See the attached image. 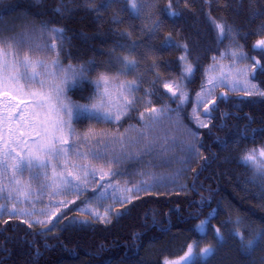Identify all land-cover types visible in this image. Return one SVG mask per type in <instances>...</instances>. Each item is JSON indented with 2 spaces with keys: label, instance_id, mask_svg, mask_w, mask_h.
I'll use <instances>...</instances> for the list:
<instances>
[{
  "label": "trees",
  "instance_id": "trees-1",
  "mask_svg": "<svg viewBox=\"0 0 264 264\" xmlns=\"http://www.w3.org/2000/svg\"><path fill=\"white\" fill-rule=\"evenodd\" d=\"M105 3L0 0V20L24 14L42 26L63 29L67 42L63 63L92 62L94 71L88 73L92 80L110 67L112 74L119 71L116 57L138 62L134 72L123 76L126 81L143 78L127 115L115 123L76 117L77 129L124 130L141 123L146 99L154 107L172 103L162 85L169 74L180 75L182 55L193 66L199 64L187 81L192 92L201 86L205 67L233 40L264 65V51L253 48L264 35V0H148L141 16L126 11L123 0L103 7ZM169 10L177 14L169 15ZM213 21L230 27L233 38L218 40ZM169 39L173 46L166 47ZM132 45L138 47L132 50ZM158 76L160 83L154 85ZM254 78L264 90V69L256 66ZM93 91L85 81L82 88L69 89L68 97L87 104ZM216 108L208 127L199 129L201 156L182 190L143 195L107 223L74 219L51 231L17 217L0 220V264H164L188 243L216 250L196 264H264V240L251 253L244 247L246 241L264 235V179L239 160L246 150L264 147V96L230 94L226 101L219 97ZM214 209L217 214L201 237L194 226ZM213 227L219 228L223 242ZM234 230L243 241L234 237Z\"/></svg>",
  "mask_w": 264,
  "mask_h": 264
},
{
  "label": "rangeland",
  "instance_id": "rangeland-1",
  "mask_svg": "<svg viewBox=\"0 0 264 264\" xmlns=\"http://www.w3.org/2000/svg\"><path fill=\"white\" fill-rule=\"evenodd\" d=\"M54 29L57 28L42 26L36 20L24 14H17L0 20V41L15 38V47L8 50L15 53V55L7 57L10 64H15V68L10 70L12 74L25 72L20 63L25 56L33 62L42 60L46 64L59 60L65 69L69 65L79 67L71 63H63L64 52L67 48L66 37L64 34L63 38L59 37ZM261 39H264V35ZM50 45H55L56 50L54 51ZM229 50L242 52L247 57L246 59H237L235 66L241 70L254 69V71L249 72L248 78L260 90H263L254 78L256 66L253 65V57L235 40L227 44L222 54L227 53ZM222 54L216 57V63L222 64L227 69L233 64V60L230 55H225L223 59H220ZM213 63L214 61L205 67L202 83L206 79V71ZM28 71L31 72V69ZM36 71L43 73L45 70L37 67ZM52 71H58V69L53 68ZM3 73L4 69L0 67V79H2ZM217 74V72L211 73L213 76ZM40 79H46V77L42 75ZM120 80L126 81L123 76L120 77ZM179 80L180 75L172 73L164 82ZM184 83L189 99L183 105V110L179 114L171 111L177 107V104L172 101L167 105L168 110L163 115L152 118L150 113L146 111L140 124L129 125L124 130L93 126L77 129L73 124L76 118L74 114L72 120L73 133L69 134L67 129L64 132L69 145L72 146L69 148L68 171L80 176L81 179H84L83 171L73 167V165H86L89 168V173H91V170L96 171L95 178L91 174L88 175L87 188L82 195L79 192H74L71 188L60 190L57 194L55 185L46 187V185L53 184L51 169H47V179L44 177L35 179L34 170L16 172L15 180H18L19 183L15 184L12 182V170L5 171L3 165H0V197H3L0 198V206L3 207V210L0 211V220L17 217L33 226L51 231H58L63 222L74 219L107 223L94 219L87 211H81L80 209L90 207L103 214L106 208L111 207L114 209V212L109 213V219L111 220L115 216V212L128 204L120 203L117 197L132 195V202L147 194H169L182 190L190 178L193 167L198 163L201 156L199 129L203 127H199L196 122L190 119L193 115V109L199 113L200 120L208 123L210 119L204 115V109L196 103V96L201 92V86L196 92H192L187 81ZM5 90L9 92V95H3ZM33 91H47V87L41 89L37 82L29 81L23 76H21L18 83L13 81L12 86L7 89L0 83V117L5 114L6 110L11 111L14 116L24 114L26 122L14 121L11 126L13 128L19 127L20 132L24 134V138L28 140V145L35 148L36 145L33 144V140L39 139L43 135L45 110L35 107V99L31 95ZM223 92H227L228 95L254 96L246 95L242 91H231L225 85L215 89L213 95L207 98L208 102L204 107L210 108L212 100L215 99L216 101ZM148 101V99L145 100L146 108L154 107L149 105ZM66 102L74 103L69 97ZM155 108L159 109L161 107ZM62 115L67 119L66 114L62 113ZM19 136L20 133H17V138ZM7 139V133L4 132L2 120H0V151H2L3 141ZM69 145H65V147H69ZM16 151L22 152V149L16 147ZM77 152L84 153L86 158L76 155ZM94 153L96 155H93ZM53 164L56 165L57 173L63 171L59 162L53 160ZM112 173H116V175H112ZM142 181H147L148 185H152L153 190L140 193L139 196L124 191V189L134 188L136 185L143 186ZM56 183H59L58 179ZM102 186H107L105 198L95 199L104 190ZM114 189H118V191ZM13 209L16 210L17 214H13ZM24 212L32 214H19ZM61 216L62 219H60ZM37 220L44 221V223L38 224L36 223ZM189 244L194 243L183 245L179 253L169 261H177L183 264L181 257L187 252ZM203 248H195L194 251L199 252Z\"/></svg>",
  "mask_w": 264,
  "mask_h": 264
},
{
  "label": "snow or ice",
  "instance_id": "snow-or-ice-1",
  "mask_svg": "<svg viewBox=\"0 0 264 264\" xmlns=\"http://www.w3.org/2000/svg\"><path fill=\"white\" fill-rule=\"evenodd\" d=\"M89 2H91V0H89ZM119 2H122V0H106L103 7H108L113 3ZM123 2L126 5V11H130L136 16H141L146 10L148 0H130V3L129 0H123ZM168 14L176 15L177 13L169 10ZM213 24L217 30L218 40L233 38V33L230 27L215 21H213ZM54 31L59 37L63 38V29L57 28L54 29ZM165 46H173V42L169 39ZM14 47L15 38L0 41V67L4 69L3 77L0 79V83L3 84L5 89H7L12 86L13 81L18 83L21 76H23L29 81L37 82L41 89L47 87V91L31 92L32 97L35 99V107L45 110V127L43 135H41L39 139L33 140V144L36 145V147L33 148L28 145V140L24 138V134L20 132V128H13L11 126L14 121L26 122L25 115L20 114L18 116H14L11 111L6 110L5 114L0 117V120H2L3 130L8 136V139L4 140L2 143V151H0V165H3L5 171H8L9 169L12 170V182L15 184L19 183L18 180H15L16 172L34 170L33 174L35 179H40L41 177L47 179V169H51L53 184L46 185V187H52L55 185L57 188V194H59L60 190L71 188L74 192H79L82 195L87 188L88 175L91 174L93 178H95L96 171L91 170V173H89L88 166L73 165V167L83 171L84 179H81L80 176H76L71 171H68L69 148L72 146L69 145L68 138L64 135L65 129H67L69 134L73 133L74 129L72 127V120L74 118V114L77 118H95L97 120H105L113 123L119 121L123 116L127 115L128 110L134 107V93L140 90L143 78L141 77L140 82H138L137 80L123 81L120 80V77L134 72L138 67V62L128 56L116 57L115 62L120 64L119 71L112 74V69L110 67L107 71L100 73L96 80H92L88 75L89 72L94 71L92 62H89L88 65H80L79 67L69 65L68 68L65 69L59 60H55L51 64H46L42 60L33 62L29 59V57L25 56L20 62L25 69V72L22 74H12L10 70L15 68V64H10L7 61V57L9 55H15V53L8 51ZM50 47L54 51L56 50L55 45H50ZM118 47L123 48L126 46L118 45ZM136 47L138 46L132 45V50ZM183 47L185 52H187V45H183ZM253 48L264 51V39L258 40L253 45ZM225 55L231 56L233 64L225 69L222 64L216 63L217 58L213 57L214 63L206 71V79L204 83L201 84V92L196 96L197 105L204 109V115L207 117H211L212 112L218 110L216 108L215 99L211 102L213 107L205 108L204 105L208 102L207 98L211 97L215 89L219 87L227 85L231 91H242L246 95L264 96V90H260L258 86L252 83L248 78L249 72L254 71V69L250 68L241 70L235 66V61L237 59H246L247 57H245L242 52L238 53L237 51L229 50L227 53L222 54L220 59H223ZM252 59L254 66H259L261 69H264V65H261L259 60H256L255 58ZM179 60L181 67L180 80L164 82L162 85V87L166 89L168 99L177 104L176 109L171 110L177 114L183 110V105L189 99V94L186 90V84L184 82H191L199 68V64L193 66V64L188 61L187 55H182ZM37 67L43 68L45 71L43 73L38 72L36 71ZM53 68L58 69V71H52ZM29 69H31V72L28 71ZM212 72H217L218 74L213 76L211 75ZM42 75L46 77V79H40ZM85 81L92 84L94 87L93 94L86 97L89 103L76 104L66 102L68 99V90L73 88H82ZM117 81H119V83H117ZM159 83L160 79L158 76L157 79L153 81V84L156 85ZM152 94L153 93L145 92L146 96ZM3 95L7 96L9 95V92L5 90ZM221 97L224 101H226L228 93H221ZM148 104L150 105L151 101H148ZM167 110V105H164L159 109L155 107L146 108V111L150 113L152 118L163 115ZM62 113L66 114L67 119L64 118ZM143 115L144 114L141 113L142 118ZM190 119L196 122L199 127H208V123L200 120L199 113L195 109H193V115ZM17 133H20L19 138H17ZM13 145L20 147L22 152H17L16 147ZM65 145H69V147H65ZM76 155L86 158L84 153L77 152ZM93 155L96 154L94 153ZM53 160H56L61 164L63 168L62 172H56V165L53 164ZM239 160L242 165L252 169L256 175H258L261 179H264V147L246 150L239 157ZM112 175H116V173H112ZM57 179L59 180L58 184L56 183ZM142 185L143 186L136 185L134 188L124 189V191L139 196L140 193H146L153 190V186L148 185L147 181H142ZM102 188H104V190L101 191L95 199L105 198L107 186H102ZM114 190L118 191V189ZM117 199L122 204L131 203L132 195L117 197ZM2 210L3 207L0 206V211ZM80 210L87 211L94 219L105 222H110L109 213L114 212V209L111 207L106 208L103 214L90 207ZM13 214H17L15 209H13ZM19 214L31 215L32 213L24 212ZM115 214L117 216L123 215V213L119 212H115ZM216 214V210L214 209L213 212L209 214L207 220H202L199 224L194 226L195 230L201 235V237L206 235V226H211L210 222ZM62 218L63 217L61 216L60 219ZM80 222L88 223L87 220ZM36 223L43 224L44 221L37 220ZM212 231L216 233L217 240L223 242L224 237L221 235L219 228L213 227ZM234 237L239 238L241 241L244 240L243 235L239 231L234 230ZM259 240H264V235L258 237L256 241H246L244 243V247H246L251 253L254 251L255 246L258 245ZM195 248H199L198 243L189 244L187 246V252L183 257H181L183 264H196L197 260L206 259L208 256L213 255L216 251L214 248L204 247L203 249H200L199 252H195ZM164 264H180V262L166 260Z\"/></svg>",
  "mask_w": 264,
  "mask_h": 264
}]
</instances>
